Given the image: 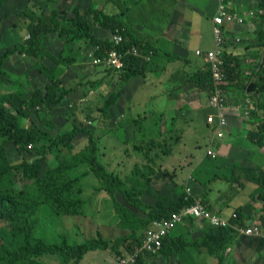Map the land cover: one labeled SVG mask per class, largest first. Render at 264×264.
<instances>
[{
  "label": "trees",
  "instance_id": "1",
  "mask_svg": "<svg viewBox=\"0 0 264 264\" xmlns=\"http://www.w3.org/2000/svg\"><path fill=\"white\" fill-rule=\"evenodd\" d=\"M8 1L0 0V8ZM257 8L263 10V13L257 16L261 17L264 23V0H258ZM19 17L28 18L26 29L29 35L23 41L0 52V264H44L40 258L54 254L59 257L60 264H79L87 252L109 247L120 258L129 252L134 253L137 247L142 245L146 231L155 220H162L171 212L181 210L193 201L192 196L187 197L185 188L189 180L185 183V187L177 185L174 178L171 183H167V177H173L174 173L163 169L165 176H161V184L166 183V185L158 184L157 188L153 189L156 174L162 169L159 170L156 167V159L150 149H144L140 154L142 160L137 161L133 165L132 172L124 177L119 172L109 169L104 163L102 160L104 143L101 138L94 136L91 128L86 130L89 140L86 146L70 157L60 159L46 168L43 161L48 159V152L55 143L48 130L55 127L59 130V127L53 120L51 123L45 118L47 111H44L41 117V122L47 129L33 123L30 111L55 107L59 103L62 104L65 99L74 106V102L72 103L70 99L75 88L66 85L63 87L65 84L63 75L67 68L78 61L75 56L80 53L72 51L71 57L63 52L56 55L47 46L49 35L57 33L59 36H64L67 47L63 49L64 51H70L73 43L88 42L91 47L98 46L99 54L102 56L115 45L109 37L96 34L95 21H97L101 26L110 27L111 30H115L116 27L124 28L125 40L121 45L122 48L136 45L144 54H150V51L154 54L157 52L156 46L134 37L120 18L108 15L102 10L82 11V9L74 8L71 14L65 11L59 14L52 8L48 12L41 13L26 9L19 13ZM258 33L261 41L257 45H250V48L254 50L253 47L261 46L260 53L258 49L256 50L259 61L249 70L244 68L245 63L239 55L226 49L225 43L223 57L228 78L225 89L235 90L237 97L241 94L254 97V102L257 103L259 100L258 105L264 109V27ZM15 53L39 60L34 67L37 72L44 75L45 82L41 86L34 87L30 93L23 82L13 78L16 75L7 67L9 58ZM45 58L49 59L51 64L43 63ZM151 59L129 56L126 59V66L121 70V79H128L133 74L143 72L151 63ZM190 81L194 82L200 91L211 94L212 77L208 64L200 68ZM2 88L7 90L3 91ZM115 98H117L116 95ZM249 114L251 118L262 115L255 108L250 109ZM162 115L163 113L159 115V119H151L153 118L151 117L153 125L150 126L144 124L147 116L135 118V130L138 133L149 131L155 135L161 134ZM75 122L81 123L74 116L72 127L65 131L68 135L66 145L70 149L75 147V139L85 130L75 126ZM256 128L258 130L249 133L248 136H253L256 144H264V119L259 120ZM7 145L14 146L19 153H22L21 161L17 163L12 161L7 154ZM148 145L151 147L155 143ZM29 149H31L30 153L24 156L23 152ZM207 156L209 159L213 158L211 155ZM84 167L87 168L85 171ZM239 167L238 163L233 165L230 176L225 174L216 176L232 181L235 175L238 181L243 176ZM17 170L23 179L22 186L16 184ZM88 173L93 174L98 181V186L94 188L95 193L105 192V198L111 199L113 210L119 217V225L128 230L132 228L136 232H128L115 240L98 235L85 238L81 242H73L62 234L55 240H45L46 229L54 225L53 217L85 214L89 199L86 197L87 188L83 186L82 179ZM244 176L258 185L251 196L264 203V169L252 170ZM235 212L237 216L231 218L230 225L221 227L204 225L192 238L189 237L192 231L188 229L192 223H187V229H181L179 233L176 231L185 225H177L164 238L160 251L156 253L144 251L146 253H140L134 264H147L151 258L159 254L166 256L175 254L181 264H191L192 260L195 264L193 254L185 252V249L191 245L205 248L209 254L218 258L219 264H222L223 251L240 232L234 226L246 225V218L242 211ZM189 220H195V218L189 217L187 221ZM211 227L214 229H210ZM41 232L44 234H40ZM73 252H77V255L71 260Z\"/></svg>",
  "mask_w": 264,
  "mask_h": 264
},
{
  "label": "crops",
  "instance_id": "2",
  "mask_svg": "<svg viewBox=\"0 0 264 264\" xmlns=\"http://www.w3.org/2000/svg\"><path fill=\"white\" fill-rule=\"evenodd\" d=\"M65 2L72 6V9L82 6V11L96 9L117 16L134 37L156 46L157 52H154L151 59L153 62L150 61L143 72L122 80L121 71L111 72L106 67L99 66L96 68L105 75L98 73V77L108 78L109 72L112 73L111 76L115 78L114 88H117L118 95L116 102L120 100V104L129 103L136 107H142L143 104L144 107L156 108L157 113L151 119H159V115L163 113L161 118L163 125L169 124L171 120L195 125L194 133L199 136L198 139L202 136L206 140L207 150L212 149L215 156L209 159L207 153L204 157L193 151L188 153L186 150L181 151L184 155L200 156L198 162L192 166L195 174H191L189 180L192 194L201 198L212 211L229 220L233 212L240 210L246 218V225H251L256 219L260 221L259 217H264V203L251 196L258 185L246 179L244 175L252 170L264 169V144L256 145L253 136L250 137L252 139L248 136L249 133L258 130L256 126L259 120L264 119V109L258 105L259 100L257 103L254 102V97L242 94L237 97L235 90L226 89L228 106L225 112L228 123L223 127L224 135L216 136L215 127L205 120L206 113L208 115L215 112L209 103L210 94L200 91L197 85L190 81V78L206 64L204 57L198 55L196 51L208 50L215 46L213 17L216 16L219 5L225 4L230 12L242 14L249 11L250 6L253 9L257 8L258 0H65ZM95 25L96 28L99 27L100 35L101 28H107L97 21ZM262 27L264 23L259 16L246 17L245 25L228 24L226 49L239 55L242 62L255 59V51L250 45H256L261 41L258 32ZM239 37L240 40L243 37L248 38L244 39L245 45H236L238 42L236 39ZM142 93L144 95L140 96ZM140 98L143 100L136 101ZM237 105H243L249 110L258 109L262 115L249 120L243 119V114L249 113L246 114L244 109L236 108ZM134 119L133 117L132 120ZM198 119L204 122L203 125L206 122L207 128L198 126L196 124ZM209 125L213 129L210 137ZM237 163L243 173L238 181L235 175L232 181L217 178L216 175L219 174L230 176L233 165ZM197 171L199 173H196ZM251 216L255 219H250ZM186 222L180 224L185 226L176 233L181 229H187ZM201 228L202 225L190 224L188 229L192 232L189 237L198 234ZM188 247L194 252L195 264H217V259L205 248H197L194 245ZM225 252L223 264H264V224L261 225L259 235L239 232L228 244ZM166 257L173 264H181L175 254ZM191 264H194L193 260Z\"/></svg>",
  "mask_w": 264,
  "mask_h": 264
},
{
  "label": "rangeland",
  "instance_id": "3",
  "mask_svg": "<svg viewBox=\"0 0 264 264\" xmlns=\"http://www.w3.org/2000/svg\"><path fill=\"white\" fill-rule=\"evenodd\" d=\"M71 7L72 6L66 4L65 0H9L2 8H0V52L5 48H11L14 44L23 41L29 35L26 29L28 18L25 19L19 17V13L22 10L29 9L41 13L42 11L48 12L50 8H52L53 10L56 9L59 14H62L64 11L71 14V11L74 10V8L72 9ZM81 7L82 6H77L76 8L82 9ZM249 9L250 12L253 9L252 6H250ZM257 10L259 9L254 8L252 11ZM98 28H96V34L98 36H110V27L105 29L102 27V35L98 34L100 32ZM233 39L235 41V38ZM244 39L248 38H241L240 41L236 42V45H245L246 40ZM65 45L66 41L64 36H59L57 33H53L47 38L48 48L56 55L63 52L65 55L71 57L72 51H79L80 53L75 56V59L78 58V61L67 68V70L65 69L66 71L64 70L65 72L63 75V79L65 80L63 87L66 85L67 87L75 88L72 98L70 99L72 103L74 102V106H72L69 101H65V99L62 104L59 103L55 107L49 109H32L30 111V117H32L31 121L33 123L39 124L47 129L43 122H41V117L45 113L44 111H47V114L45 113V118L51 123H53V120L59 127V130L57 127L48 130L52 138L55 140V143L53 144L52 149L48 152V159L43 161L44 166L49 168L58 160L70 157L73 153L86 146L89 141L86 130L91 128L94 136L101 138L104 143L102 147V160L109 169L119 172L124 177L126 175L128 176L134 169L133 165L137 163V161L140 162L139 160H142L140 154H142L144 149H150L153 153L152 155L156 159V167H158L159 170L162 169L160 173L156 174L154 179L155 186H153V189L157 188L158 184L159 186L166 185V183L161 184V176H165L163 169L174 173L173 177H167V183H171L172 178H174L177 185L185 187V183L187 180H190L191 174H195L192 166L198 162L200 156L206 157V140L202 138V136L198 139L199 136L194 133L195 125L185 122L176 123V121L174 122L171 120L169 124L163 125L162 133L159 135H155L149 131H147V133H138L135 130V119L132 120L133 117L138 118L142 115L147 116V120L144 121V124L146 123L148 126L153 125L150 118L157 113L156 108H152L151 106L144 107L143 104L142 107H136L129 103L120 104V100L116 102L118 95L116 92L117 88H114L115 78L114 76H111L112 73L110 72L108 78L105 76L98 77V73H102V71H99L96 67L101 65L94 64L91 57L88 55L91 49L88 42L82 44L81 42L73 43V46L69 49L70 51L63 50L67 48ZM253 48L255 51V59L253 58L251 60H246L245 62L243 61L245 63L244 68L247 70L256 66L259 61L256 57V50L258 49L260 53L261 46ZM38 61L37 58L15 53L7 62V67H9L13 74L16 75V77L13 76V78L19 79L23 82L25 85L24 87L28 89L29 93L34 87L41 86L45 82L44 75L37 72L34 67ZM151 62H153V60ZM43 63L51 64V61L45 58L43 59ZM107 69L111 72H117V70H113V68ZM102 74L105 75L104 73ZM2 90L5 91L7 88H2ZM115 95L117 98H115ZM143 95V93L140 94V96ZM142 100L143 98H140L136 101ZM106 102L108 103L106 104ZM113 104H117V106L114 107ZM103 109H105V111H103ZM247 110L249 111V108H247ZM106 111L108 114H104ZM243 115V119L247 118L249 120L251 118L250 114ZM74 116L81 122H75V126L85 130L75 139V147L70 149L66 145L68 135L65 131L72 127ZM206 122L205 125H203L204 122L198 119L196 124L207 128ZM165 126L167 127L165 128ZM209 128L210 132H208V137L211 136L210 134L213 130L211 126ZM150 143H155V145L149 147L148 144ZM254 143L256 144V142ZM45 145L47 146L48 144L46 143ZM31 149L24 151V156L30 153ZM182 150H186L187 153L188 151H193L200 156L184 155L181 152ZM7 154L14 163L21 161L23 157L22 153L18 152V149L9 145H7ZM86 169V167L83 168L84 171ZM196 173H199V171ZM15 179L16 184L22 186L23 179L19 170L15 172ZM82 184L87 188L86 197L89 199L88 208L85 214H67L55 218L53 217L52 220L54 219V225L46 229L47 233L45 240H55L57 236L61 234L67 236V238L73 242H81L85 238L98 235L110 237L115 240L119 236L125 235L128 232H136L132 228H129L128 230L119 225V217L115 210H113L111 199L105 198V192L100 194L95 193L96 191L94 188L98 186V181L93 174L88 173L82 179ZM252 218H254V216H251L250 219ZM259 218L262 225L263 217L260 216ZM187 223H192L196 226L202 225V227L208 224L196 219L189 220L185 224ZM138 231L142 232V230ZM40 234H44V232H41ZM185 252L194 254L192 248L189 247L185 249ZM224 252L225 250L223 251L222 258L225 255ZM76 255L77 252H73L71 260H73ZM216 259L218 264V258ZM40 260L42 262L44 261V264H60L57 254L44 255ZM119 262V255L109 247L104 250L97 249L87 252L79 264H119ZM147 264L173 263L166 256L159 254L151 258Z\"/></svg>",
  "mask_w": 264,
  "mask_h": 264
},
{
  "label": "built area",
  "instance_id": "4",
  "mask_svg": "<svg viewBox=\"0 0 264 264\" xmlns=\"http://www.w3.org/2000/svg\"><path fill=\"white\" fill-rule=\"evenodd\" d=\"M253 10V9H252ZM247 11L242 14H236L230 12L225 4H220L218 12L213 17V33L215 37V46L208 50L198 49L196 52L198 55L203 56L211 72L212 77V91L209 96V103L215 109V112L207 115V122L215 127V135L223 136V127L227 125L228 119L225 112L228 106L227 91L225 85H227V72L225 68V59L223 52L226 43V31L228 24L239 23L241 25L246 24V17H257L258 14H262L263 10ZM123 27H116L111 31L110 40L114 43V47L104 55L99 54L98 46L91 47L88 55L96 65H101L106 68H113V70L121 71L126 66V59L131 56L145 57L151 59L153 51L150 54H144L136 45L131 47L122 48L121 45L125 40L123 34ZM240 39L237 38V41ZM236 108L244 109L246 114L249 113L246 107L243 105H237ZM208 155L215 156L212 149L206 151ZM189 182V181H188ZM187 182L186 192L187 197L192 196L193 201L190 204L184 206L181 210L171 212L167 217L162 220H155L149 229L146 231L142 245L137 247V251L129 252L120 258L119 264H134L140 253H146L144 251L158 252L163 246L164 238L174 229L177 225L187 221L189 217L206 221L212 226L221 227L231 224L229 218L220 216L218 213L212 211L208 205L203 202L201 198H197L192 194L190 184ZM186 197V198H187ZM237 216L236 212L232 213V217ZM247 235H259L261 234L260 221H253L251 225L234 226Z\"/></svg>",
  "mask_w": 264,
  "mask_h": 264
}]
</instances>
